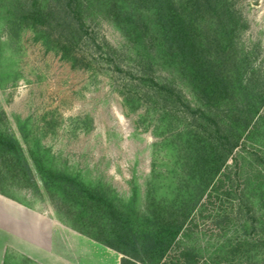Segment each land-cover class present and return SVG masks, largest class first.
<instances>
[{
  "label": "rangeland",
  "instance_id": "rangeland-1",
  "mask_svg": "<svg viewBox=\"0 0 264 264\" xmlns=\"http://www.w3.org/2000/svg\"><path fill=\"white\" fill-rule=\"evenodd\" d=\"M10 1L0 0V130L17 138L39 191L14 182L7 186L13 199L0 194L20 207L14 213L0 206V264H41L19 250H31L38 241L45 254L32 253L46 264H120L119 252L80 233L68 235L69 214L58 211L43 188L34 156L54 170L107 188L120 204L136 196V206L145 209L149 195L171 204L184 197L188 185L178 148L190 119L180 105L147 94L139 80L143 44L133 42L106 7L89 8V39L76 58L66 59L25 22L14 23ZM233 2L245 22L239 50L248 55L249 68L262 66L264 0ZM150 48L155 76L175 84L197 105L173 62L157 43ZM209 194L179 236L177 253L194 247L211 264H225L227 255L243 264H264L263 126L245 132ZM49 219L57 222L52 229L43 223ZM50 230L62 232L64 240L52 238Z\"/></svg>",
  "mask_w": 264,
  "mask_h": 264
},
{
  "label": "trees",
  "instance_id": "trees-1",
  "mask_svg": "<svg viewBox=\"0 0 264 264\" xmlns=\"http://www.w3.org/2000/svg\"><path fill=\"white\" fill-rule=\"evenodd\" d=\"M94 4L106 7L132 41L143 44L139 80L147 94L180 105L190 119L178 148L188 185L182 199L164 204L165 199L149 195L141 209L136 196L120 204L107 188L54 170L34 156L42 186L56 209L69 214L67 225L122 254L120 264H211L194 247L176 250L194 209L207 193L211 196L245 132L264 128V64L249 68L248 55L239 50L244 18L233 0H12L10 11L14 23L25 22L48 49L69 59L89 39L87 12ZM155 43L187 79L197 105L175 84L155 76L150 54ZM14 182L39 191L17 138L0 130V194L13 199L7 186ZM260 241L264 245V237ZM233 259L227 255L224 263L243 264Z\"/></svg>",
  "mask_w": 264,
  "mask_h": 264
},
{
  "label": "crops",
  "instance_id": "crops-1",
  "mask_svg": "<svg viewBox=\"0 0 264 264\" xmlns=\"http://www.w3.org/2000/svg\"><path fill=\"white\" fill-rule=\"evenodd\" d=\"M1 196V195H0ZM6 198V197H5ZM0 206H5V207H7V208H10V209H13V212L15 213V212H17V209L19 208L20 209V207L19 206H12L11 204H9V202H5L3 199H1L0 198ZM17 207V208H16ZM18 211H20V210H18ZM10 213H11V211H10ZM50 221L49 222H45V221H43V223H45L47 226H49L50 225V227H51V229H52V227H53V225H55V223H57L55 220H53V219H49ZM37 221H39V219L37 220ZM70 231H68V233H70V234H68V235H71L70 237H75V236H78L79 235V233L78 232H76V231H74V230H72V229H69ZM51 232H53V234H52V238L53 237H55L56 238V240H59V239H61V240H64V237H65V235L61 232H58V231H55L54 232V230L53 231H51L50 230V233ZM17 235H21V236H23L22 235V233L21 232H19V234H17ZM36 245H34L35 246V248H34V246L33 245H30V244H27V248H28V245H30V246H32L31 247V250L28 248V249H22V248H20L19 250L22 252V253H24L25 255H27V256H29L30 258H32V259H34L35 261H37V262H39V263H41V264H46V262L44 261V259H41L40 257H38V256H36V255H38V254H42V255H44L45 254V252H44V250L43 249H45V248H43V246H42V243L41 242H37V243H35ZM33 250V251H32ZM32 252H36L35 254L34 253H32Z\"/></svg>",
  "mask_w": 264,
  "mask_h": 264
}]
</instances>
